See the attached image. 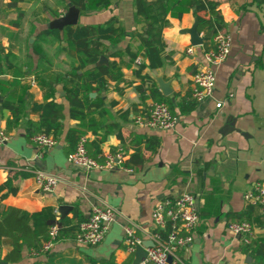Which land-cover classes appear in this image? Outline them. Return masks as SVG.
<instances>
[{
	"label": "crops",
	"instance_id": "1",
	"mask_svg": "<svg viewBox=\"0 0 264 264\" xmlns=\"http://www.w3.org/2000/svg\"><path fill=\"white\" fill-rule=\"evenodd\" d=\"M163 1L154 0L144 12L152 27L151 36L163 41V55L169 59L161 68L143 74L150 77L161 98L171 101L160 86L169 84L173 115L178 118L169 131L133 122L134 116L147 113L159 102L149 95L151 83L145 86L148 97L140 98L137 88L141 81L134 75L138 66L125 55L128 46L135 53L140 45L137 35L142 26L135 21L134 0H0V130L8 136L0 146V219L11 208L32 216L35 227H42L45 218L41 212L49 208L55 221L65 225L76 211L87 219L94 206L109 205L136 224L143 236L153 229L155 203L186 191L196 198L200 223L192 244L179 252L184 262L251 264L241 238L228 230L226 215L243 211L247 207L244 193L255 183L264 184V0H210L221 13L225 24L222 32L230 36L231 47L227 59L214 69L212 97L202 103L192 100L191 79L206 68L204 53L214 45L213 37L206 40L210 28L197 19L208 20L210 15L207 11L194 14L190 0L188 11L177 18L165 12ZM79 2L85 6L84 12L72 5ZM70 7L79 10L78 22L72 27L115 20L120 30L113 43L102 42L107 48L103 57L107 64L119 65L122 80L108 79L105 91L89 94V103L100 106L84 109V119L70 117L61 84H56L53 97L46 99V89L33 75L39 69L42 76L54 79L78 67L77 55L66 53L64 41L42 34ZM193 27L203 40L201 45L191 44L188 32ZM190 47L193 52L188 54ZM137 58L147 64L139 55ZM51 100L63 106L62 133L53 149L40 153L28 136V123L39 121L31 108ZM183 100L193 107L182 114L179 104ZM4 102L15 106L17 112L12 114ZM69 130L86 138V150L99 152L97 160L121 155V163L111 170L93 172L71 167L66 160L72 148L66 141ZM133 154L141 163L126 167L124 163ZM37 170L60 179L53 193L38 189L33 178ZM63 205L71 209L60 212ZM123 222L119 219L112 224L97 247L77 246L74 235H62L50 252L34 255L32 252L40 247H24L19 259H6L13 248L11 238L5 236L0 240V264H99L110 258L114 264L131 258L132 264L135 252L126 250ZM77 223L73 220L69 227ZM252 228L250 244L261 246L260 252H264V226L253 222ZM43 242V237L38 238L39 246Z\"/></svg>",
	"mask_w": 264,
	"mask_h": 264
},
{
	"label": "trees",
	"instance_id": "2",
	"mask_svg": "<svg viewBox=\"0 0 264 264\" xmlns=\"http://www.w3.org/2000/svg\"><path fill=\"white\" fill-rule=\"evenodd\" d=\"M154 0H134L135 21L142 26L141 32L137 35L139 39L138 52H132L130 46L125 50V55L129 57L130 61L134 63L138 55L147 62L141 63L134 71V75L141 81V85L137 88L140 98L145 100L147 83L152 84V80L144 71H154L164 65L169 56H164L165 44L161 39L155 40L151 36V24L145 16V8H147ZM190 0H164L163 7L167 14H171L180 18L183 13L188 11ZM80 8L81 12L85 11V6L81 2L72 4ZM192 7L194 14L207 11L210 15L208 20L197 17L198 23L204 24L210 28V32L206 36V40L214 37L218 32H222L225 27L223 18L217 5L210 0H193ZM116 21L110 20L105 25L86 26V27H72L67 26L63 30H44L42 34L53 36L67 44L66 53L69 56L77 55L79 65L73 69L69 75H55L54 79L47 76H42V71L35 69L33 75L42 89H46V99L52 98L55 93V85L61 84L65 90L66 99L69 103V114L71 118L84 119L83 110H91L99 107L100 104H90L89 94L92 92H103L106 90L108 79L113 81H121L122 75L120 73L119 65L116 62H109L108 64L98 65L100 57L107 53V48L103 44V40L113 43L115 37L120 30L115 27ZM167 24V21L165 22ZM120 57L119 53L113 54ZM4 61L8 63V58L5 56ZM81 71V74H77ZM0 85H2L0 83ZM1 90V89H0ZM149 95L154 100L164 102L168 105L170 112L174 113L173 103L169 100L160 97L158 90L152 84L148 88ZM165 100V101H164ZM5 107L10 109L12 114L17 112V108L9 102H4ZM193 107L192 103L184 100L179 104L180 112L188 113ZM31 111L39 115V121L36 123H28V136L32 137L35 134L43 133L48 136H53L58 141L62 133V125L60 120L63 118V106L56 104L53 100L46 101L43 104H33ZM7 129L11 127V121L7 123ZM8 132V131H7ZM6 134V133H5ZM81 134L75 130H69L66 134V141L72 147L68 154L74 151L75 146L80 139ZM88 155L96 159L99 152L89 153ZM97 160V159H96ZM99 161V160H98ZM104 161V160H103ZM100 161V162H103ZM141 163L137 154H133L130 160L126 161L124 165L129 167L131 163ZM41 214L45 218V224L42 227H35L32 216L27 214H20L17 210L7 209L1 215L0 219V240L5 236H9L12 240V252L6 258L14 257L19 259L20 253L24 247L38 249V238L43 237L44 241L48 236V227L55 224V214L52 209H44ZM77 220V225L72 227L69 225ZM78 212H74L71 220H67L65 225L62 221L56 222L59 226V236L75 234L79 223L85 221ZM227 225L230 223L247 222L253 224L257 223L259 226H264V215L258 206L247 205V207L238 213H229L226 215ZM31 223V224H30ZM251 224V225H252ZM244 252L252 259L251 264H264V252H260L261 246L242 245ZM129 258L123 264H130ZM99 264H114L113 259L102 260Z\"/></svg>",
	"mask_w": 264,
	"mask_h": 264
},
{
	"label": "built area",
	"instance_id": "3",
	"mask_svg": "<svg viewBox=\"0 0 264 264\" xmlns=\"http://www.w3.org/2000/svg\"><path fill=\"white\" fill-rule=\"evenodd\" d=\"M213 44V48L204 53L206 68L198 70L191 79V97L198 103L205 102L212 97L216 79L214 69L227 59L230 53L231 38L226 33L218 32L213 37ZM186 52L191 54L193 47L188 48ZM140 64L141 59L137 58L135 65ZM133 122L140 127L169 131L175 128L178 118L170 112L166 103L156 102L150 106L147 113L134 116ZM7 140L8 136L0 130V146L4 145ZM31 142L40 153L53 149L57 145L56 138L43 133L33 135ZM66 160L73 168L93 172L113 169L121 163L122 156L108 155L103 162L93 159L87 153L86 138L80 137L74 151L67 155ZM33 178L38 189L44 194L53 193L61 183L56 175L43 170L35 171ZM243 200L246 205L260 207L264 214V184L255 183L244 193ZM119 219L124 221L123 242L128 253H134L139 247L143 248L145 241L152 243L151 247L143 248L146 257L141 264H186L179 252L192 244L200 223V214L196 206V198L190 192L185 191L174 197H165L153 206L151 212L153 229L144 232L141 236L138 226L125 219L118 209L109 205L94 206L89 217L79 223L74 234L75 244L80 247H97L106 238L110 226ZM227 227L231 233L241 238L242 245H250L253 237L251 224L247 222L230 223ZM58 238L59 226L55 223L50 226L47 239L38 250L32 253L38 255L50 252Z\"/></svg>",
	"mask_w": 264,
	"mask_h": 264
},
{
	"label": "water",
	"instance_id": "4",
	"mask_svg": "<svg viewBox=\"0 0 264 264\" xmlns=\"http://www.w3.org/2000/svg\"><path fill=\"white\" fill-rule=\"evenodd\" d=\"M78 17H79V10L76 9L75 7H70L64 16L52 21L49 25V28L52 30H60L61 31V30H63V28H65L67 26H75L78 22ZM188 33L191 37V44L193 46H198V45L202 44L203 40H202V38L197 37L194 27L191 30H189ZM104 64H107V59L102 56V57H100L98 65H104ZM160 86H161V90H162L163 95L169 97L170 100L172 102H174V98L172 96V91L169 87V84H167V83L162 84L161 83ZM68 209H71V208L69 206L63 205L60 207V212H66ZM151 246H152V243H150V242H145L143 244V248H147V247H151ZM143 248L139 247L136 249L135 258H134V261L132 264H141L142 261L145 259L146 253H145ZM249 259L250 258L248 257V260Z\"/></svg>",
	"mask_w": 264,
	"mask_h": 264
}]
</instances>
